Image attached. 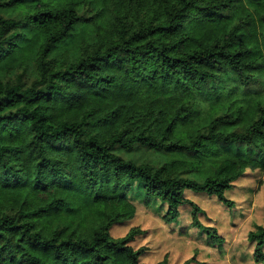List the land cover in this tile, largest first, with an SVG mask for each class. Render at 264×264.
Returning <instances> with one entry per match:
<instances>
[{
	"label": "trees",
	"instance_id": "obj_1",
	"mask_svg": "<svg viewBox=\"0 0 264 264\" xmlns=\"http://www.w3.org/2000/svg\"><path fill=\"white\" fill-rule=\"evenodd\" d=\"M246 171L264 175V0H0V264H148L139 227L111 235L135 201L166 225L188 205L215 246L184 193L229 211ZM247 240L263 264L264 225Z\"/></svg>",
	"mask_w": 264,
	"mask_h": 264
},
{
	"label": "rangeland",
	"instance_id": "obj_2",
	"mask_svg": "<svg viewBox=\"0 0 264 264\" xmlns=\"http://www.w3.org/2000/svg\"><path fill=\"white\" fill-rule=\"evenodd\" d=\"M143 156H150V153L146 152ZM234 184L233 190L226 195L233 202L229 211L214 197L187 191L184 193V198L201 208V225L216 230L222 239V243L215 246L210 244L202 229L190 227L188 205L180 208L177 222L166 225L161 219L165 212L162 204L156 202L155 206L147 208L140 201H135L138 208L135 217L128 223L114 226L111 235L118 238L124 236L129 227H139L142 234L135 238L131 246L134 249H147L149 259L145 261L146 254L141 256L148 264H155L161 255L167 253L169 264H183L190 258H193V262L189 264H254L253 244L247 240V234L253 226L248 227L250 222L247 219L254 212L264 218V175L246 171ZM182 228H185L186 232L179 235ZM235 243L241 246L237 254L232 249ZM184 254L187 256H183Z\"/></svg>",
	"mask_w": 264,
	"mask_h": 264
},
{
	"label": "crops",
	"instance_id": "obj_3",
	"mask_svg": "<svg viewBox=\"0 0 264 264\" xmlns=\"http://www.w3.org/2000/svg\"><path fill=\"white\" fill-rule=\"evenodd\" d=\"M257 213H253L252 216L249 215V218L247 219V221H249L250 223L248 224V227H252L255 225H264V218L263 216H261L260 214L257 216ZM233 252H235V254H237L240 250H241V246H238L236 243L234 246H232ZM183 256H187L186 254H184Z\"/></svg>",
	"mask_w": 264,
	"mask_h": 264
}]
</instances>
